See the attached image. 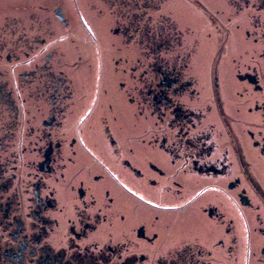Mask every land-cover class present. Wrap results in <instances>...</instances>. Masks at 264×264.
<instances>
[{
	"label": "flooded vegetation",
	"instance_id": "1",
	"mask_svg": "<svg viewBox=\"0 0 264 264\" xmlns=\"http://www.w3.org/2000/svg\"><path fill=\"white\" fill-rule=\"evenodd\" d=\"M172 1L0 0V264H264V0Z\"/></svg>",
	"mask_w": 264,
	"mask_h": 264
},
{
	"label": "rangeland",
	"instance_id": "2",
	"mask_svg": "<svg viewBox=\"0 0 264 264\" xmlns=\"http://www.w3.org/2000/svg\"><path fill=\"white\" fill-rule=\"evenodd\" d=\"M205 2V4L207 5L209 0H202ZM78 2V0H77ZM90 2V1H89ZM79 3V2H78ZM80 3L83 4L82 6H84V10L88 13V16L93 18V22L95 24H97V28L100 32L101 35V39L102 40H109L110 43H112V36L109 34L108 30H107V25L109 23H107V20L105 22L102 21L101 18H99L98 20H96L95 18L96 15L94 12H92L88 6H90L89 4H86V0H80ZM218 0H211V6L215 7L216 5H218ZM87 6V7H86ZM172 7L178 11L179 14L181 15H185L188 12H192L194 15V21L196 23L199 22V24H205V21L202 20V16H200V13L198 12L197 9H195L192 5L188 4L185 0H173L172 1ZM81 18V17H80ZM104 43V42H103ZM108 45H110L109 43H106Z\"/></svg>",
	"mask_w": 264,
	"mask_h": 264
}]
</instances>
